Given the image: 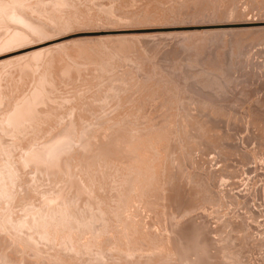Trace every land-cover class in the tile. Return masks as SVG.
<instances>
[{
	"label": "rangeland",
	"instance_id": "1",
	"mask_svg": "<svg viewBox=\"0 0 264 264\" xmlns=\"http://www.w3.org/2000/svg\"><path fill=\"white\" fill-rule=\"evenodd\" d=\"M0 264H264V0H0Z\"/></svg>",
	"mask_w": 264,
	"mask_h": 264
},
{
	"label": "bare ground",
	"instance_id": "2",
	"mask_svg": "<svg viewBox=\"0 0 264 264\" xmlns=\"http://www.w3.org/2000/svg\"><path fill=\"white\" fill-rule=\"evenodd\" d=\"M42 98V97H41ZM47 103V102H46ZM42 112V111H41ZM117 133V132H116ZM133 143V142H132ZM94 144V143H93ZM105 151V150H104ZM125 151V150H124ZM121 158V157H120ZM130 160V159H129ZM96 162V161H95ZM124 162V161H123ZM132 163V162H131ZM94 164V163H93ZM96 167V166H95ZM112 168V167H111ZM114 168V167H113ZM79 172V171H78ZM114 175V174H113ZM97 179V178H96ZM101 182V181H100Z\"/></svg>",
	"mask_w": 264,
	"mask_h": 264
}]
</instances>
